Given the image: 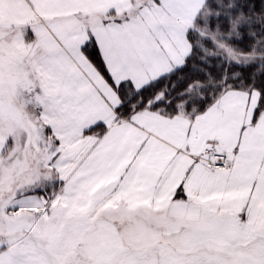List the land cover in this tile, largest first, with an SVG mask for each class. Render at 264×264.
Here are the masks:
<instances>
[{"label": "snow or ice", "instance_id": "6c2138e0", "mask_svg": "<svg viewBox=\"0 0 264 264\" xmlns=\"http://www.w3.org/2000/svg\"><path fill=\"white\" fill-rule=\"evenodd\" d=\"M0 264H264V0H0Z\"/></svg>", "mask_w": 264, "mask_h": 264}]
</instances>
